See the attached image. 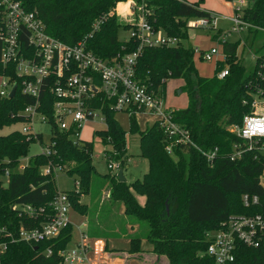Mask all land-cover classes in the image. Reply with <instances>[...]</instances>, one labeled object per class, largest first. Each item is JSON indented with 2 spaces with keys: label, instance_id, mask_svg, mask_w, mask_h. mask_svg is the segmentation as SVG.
<instances>
[{
  "label": "trees",
  "instance_id": "trees-1",
  "mask_svg": "<svg viewBox=\"0 0 264 264\" xmlns=\"http://www.w3.org/2000/svg\"><path fill=\"white\" fill-rule=\"evenodd\" d=\"M18 1L26 10L37 12L50 36L69 45L87 36L95 21L104 19L100 30L87 39V48L100 58L112 57L123 46H126V52L136 48L132 41H119V32L126 31L128 26L110 14L118 3L127 0ZM146 3L154 28L181 42L176 48L144 49L137 60L136 77L154 91L159 87L164 91L162 80L182 79L184 85L180 91L186 94L188 106L174 114V121L190 132L192 141L202 151L217 147L218 157L211 166L190 146L173 147L172 155H169L165 147L170 141L154 123L139 137L141 154L149 162L148 172L141 180L128 185L115 176L97 179L91 142L72 141L67 133L53 131L50 154L32 156L24 169L18 170L20 160L28 156L29 147L35 141L26 140V135L20 131L0 135V174L8 172L7 185L3 186L0 181V228L5 229V233H0V243L7 244L0 264H62L57 253L70 244L71 225L62 230L52 244L45 242L35 246L14 242L10 237V234L16 235L20 225L36 227L52 215L50 205L58 190L54 173L43 174V167L60 166L67 175L78 178L77 190L64 193L68 195L71 209L80 214L87 213L86 204L81 203L80 198L90 194L92 179L99 180V189L109 184L110 198L121 203L124 214L135 219L136 224H146L144 238L152 245L151 253L165 258L168 264H214L205 255L207 233L218 229L231 215L259 211L257 206H243L241 197L245 194L257 196L259 205H264V189L259 182L264 162L254 159L251 154L237 162H231L227 157L232 142L237 141L227 127L240 124L249 110L242 103L246 89L243 82L245 69L236 56L239 43H223L224 61L216 63L213 77H202L194 66V49L183 43L188 39V21L207 17L209 13L200 9L199 3L186 0H148ZM249 3L243 10V20L256 31H264V0H249ZM124 8L122 5L119 9ZM225 66H228L229 75L218 80L216 73ZM45 99H48L47 95H44ZM32 102L20 92L12 99H0V131L23 123L17 114ZM103 110L106 129L95 134L104 145L111 146L113 158L120 161L121 169H124L126 133L115 120V113L107 107ZM130 119L133 123L134 116ZM135 128H130V132L135 133ZM133 191L145 196L144 205L138 204ZM22 205L43 209L44 213L34 222L12 210L13 206ZM130 225L134 226L133 223ZM140 243L139 237H132L129 253H139ZM49 245H52L53 254L46 258L41 252ZM232 264H264V244L258 249L238 245Z\"/></svg>",
  "mask_w": 264,
  "mask_h": 264
},
{
  "label": "built area",
  "instance_id": "built-area-1",
  "mask_svg": "<svg viewBox=\"0 0 264 264\" xmlns=\"http://www.w3.org/2000/svg\"><path fill=\"white\" fill-rule=\"evenodd\" d=\"M147 1L127 0L116 5L110 14L122 18L120 21L128 26L126 31L121 30L128 33V38L120 39V31L118 39L123 43L132 41L136 48L126 52V46H123L112 57L103 59L87 48V39L100 30L104 19L95 21L87 36L69 45L47 33L45 24L35 10H26L18 0H0V99H9L15 87L14 96L20 92L33 100L17 114L24 120L20 132L26 135V140L41 143V134L34 131V125L38 122L48 124L51 134L53 131L63 132L72 141H82L81 131L87 122L98 119L99 123L105 124L106 129L103 108L107 107L110 112H122L129 117L138 113H149L157 117L158 127L170 141L165 147L169 155H172L173 147L190 146L209 165H213L218 157V148L209 151L198 148L190 132L174 121V114L178 110L166 106L161 88L154 91L136 77L137 60L144 49L176 48L181 42L154 28L149 19L151 11L147 8ZM120 4L125 5V8L119 9ZM239 5L228 32L239 34L245 30H255L253 25L243 20V10L247 7L243 0L239 1ZM187 26L191 29L213 30L216 41L221 44L227 42L226 36H229L227 32H218L217 17L213 13L204 18L192 19ZM193 52L194 56L200 55L203 61H224H218V48L206 52L195 48ZM223 57L225 59L224 53ZM228 75V66H225L216 73V78L223 80ZM243 82L246 94L242 103L249 110L240 124L229 126L230 129L227 127L237 138V141L232 142L227 157L231 162H237L251 154L254 159L264 162V55L255 57L254 70L247 76L244 73ZM44 95L48 99L44 100ZM47 110L50 112L47 113ZM50 150L51 143L42 154L48 156ZM113 156V150L109 155L105 154L107 169L116 177L122 169L120 161ZM51 170L55 173L56 170L62 171V167H47L43 174H50ZM5 174L8 176L7 171ZM259 182L264 189V168ZM241 201L245 208L257 206L259 211L255 214L231 215L218 229L207 233L205 255L214 264H232L238 245L258 249L264 244V205H259L260 199L257 196L246 194L241 197ZM50 206L51 216L36 227L20 225L15 236L10 234L11 240L35 246L56 242L62 230L71 225L68 195L58 191ZM12 210L34 222L44 213L43 209L29 205L13 206ZM0 233H5V229L0 228ZM102 249L100 240L90 239L80 233L74 244L59 250L57 255L62 264H109L108 252ZM6 250L7 244L0 243V257ZM52 254V245L41 252L46 258Z\"/></svg>",
  "mask_w": 264,
  "mask_h": 264
},
{
  "label": "rangeland",
  "instance_id": "rangeland-1",
  "mask_svg": "<svg viewBox=\"0 0 264 264\" xmlns=\"http://www.w3.org/2000/svg\"><path fill=\"white\" fill-rule=\"evenodd\" d=\"M186 1L188 3H199L200 9L216 15L218 32H227V34H229V36H226L227 42L239 43L236 51V56L245 69V76L252 72L255 67V57H261L264 55V31L258 29L257 31L252 30L251 32H248L245 30L239 34L228 32L232 28L231 19L235 15V9L240 6V0H232V2H226L225 0ZM243 2L245 4V7L250 4L249 0H243ZM119 8H122L121 4L119 5ZM120 19L122 20V18ZM187 35L188 39L184 41V46L192 47L193 49L197 48L202 52L210 51L212 48H218L220 51V57L218 61L224 60L222 44L216 41V39H213V36L215 35V32L213 30L202 28L191 29L190 27H188ZM119 38L122 40L127 39L128 33L121 31V33L119 34ZM193 61L195 69L200 76L208 78L214 76V69L217 62L215 59L212 62H207L200 59V55H195ZM183 85L184 83L182 79H165L163 96L166 106L178 110L187 108L188 99L186 94H181L182 92L178 94V91ZM114 118L118 122L120 128L126 133V152L124 156V163L125 166L127 164L126 177L127 183L128 185H130L137 180H141L144 174L148 172L149 162L141 154L139 137L140 133L145 132L147 128L151 127L154 123L157 122V117L149 113H138L135 115L133 119L134 122L132 123V119H130L128 115L122 112H117ZM22 128V123H18L16 125L4 128L0 131V135H7L12 131H21ZM130 128H135L137 129V131L135 133H131ZM228 129L230 128L228 127ZM104 130L105 124L99 123L98 119H96V121L94 122H87L83 126L81 131V139L85 142L88 141L93 144L92 164L95 168L96 173L101 176H107L108 174H111L107 169V158L105 157V154L109 155V153L112 152V148L109 145H104L101 142L100 138L94 133V131ZM34 131L41 134V143L35 142L30 145L28 156L20 160L18 170H20L21 167H23L24 169L30 157L46 152L47 148L50 145L51 131L48 124H41L37 122L34 125ZM46 168L47 167H43L42 171H44ZM54 178V183L58 191H75L78 188V178L76 176L71 177L64 171L56 170L54 173ZM0 181L3 183V186H6L7 175L0 174ZM132 193L138 204L141 206L144 205L145 196L135 191H133ZM109 199L110 202L117 203L114 199ZM81 201L82 203H86L85 199ZM103 201H106V199H103ZM102 203V199L100 201H98L97 198L93 199L92 204L89 203L90 205H86V209L88 211L86 214H80L76 211H72L74 213L73 215L76 217V222L79 223L77 225L81 224L80 221L87 220L89 230L94 228L97 229L99 233L108 234L113 228L121 226L124 223L130 221L131 223H133L134 229L133 231H131L128 227V224L124 225L125 229L127 230V234L131 235V238L139 237L141 239V251L139 252V254L130 258V253L128 251L130 248V237H101L100 241L103 244L102 251L107 249L108 255H113L111 257H114L116 259H122L121 257H123L125 261L128 262V264H165V261L163 259L153 257L148 254V252H151L152 250V245L144 238L145 232L147 231L145 223L139 222L140 224H136V220L132 217H127L125 214L121 216L119 214V212L123 214L121 203H119L118 205L119 209H117L116 204H114L113 206L109 204V206H105L109 209V212L108 214L104 215L103 210H101V206H98ZM105 207H102V209ZM81 231H83L84 233L87 231L86 223L84 224V227L79 226V232ZM77 233L78 229L76 228L75 234Z\"/></svg>",
  "mask_w": 264,
  "mask_h": 264
},
{
  "label": "crops",
  "instance_id": "crops-1",
  "mask_svg": "<svg viewBox=\"0 0 264 264\" xmlns=\"http://www.w3.org/2000/svg\"><path fill=\"white\" fill-rule=\"evenodd\" d=\"M232 43V42H231ZM215 67H216V65H215ZM176 110H178V109H176ZM127 115V114H126ZM114 117H115V115H114ZM129 117V116H128ZM135 117V116H134ZM130 118V117H129ZM83 141V140H82ZM88 142V141H87ZM95 169V168H94ZM126 169H127V164H126V166H125V168L124 169H122V172H123V177H124V179H125V183L126 184H128L127 183V177H126ZM95 173H96V171H95ZM118 174V173H117ZM110 177H112V175L111 174H108ZM145 175V174H144ZM106 176V175H105ZM96 177H97V179L98 178H103L104 176H101V175H98L97 173H96ZM96 177L94 178V179H92V184H91V192H90V194H88V195H86V196H83V197H81L82 199L81 200H84L85 199V202L86 203H83V204H88V205H90V204H92V200L93 199H96L97 198V200L98 201H100L101 199H102V204L101 205H98V206H101V210H103V212H104V215H106V214H108V212H109V209L108 208H106L105 206H109V205H111V206H113L114 204H116L117 205V209H119V207H118V205H119V203H114V202H110V192H109V184H106V185H104L103 186V189H99V184H97V183H99V180H97L96 179ZM117 177V176H116ZM118 178V177H117ZM105 179V178H104ZM101 181V180H100ZM97 187H98V189H97ZM102 188V187H101ZM61 192H67V191H61ZM103 199L105 200L106 199V201H103ZM81 203H82V201H81ZM90 203V204H89ZM109 204V205H108ZM102 207H105V208H103L102 209ZM111 209H112V207H111ZM120 209H121V205H120ZM122 209H123V205H122ZM124 210V209H123ZM73 210L71 209V211H70V218H71V227H72V240H71V242H70V244L69 245H72V244H74L78 239H79V234L80 233H84L83 231H81V232H79V226H81V227H84V224L86 223L87 224V231L84 233V234H86L90 239H93V240H101V237H106V236H110V237H130L131 238V235H129V234H127V230L125 229V226L124 225H126V224H128L129 226V228H130V230L131 231H133V229H134V226H132V225H130L131 224V222L130 221H128V222H126V223H124L123 225H121V226H117V227H115V228H113L112 230H111V232L110 233H108V234H102V233H99L98 231H97V229H88V221L87 220H82V221H80V225H77V224H79V223H77L76 222V217L73 215L74 213L72 212ZM88 212V211H87ZM119 214L121 215V216H123L124 215V211H123V214H121L120 212H119ZM128 220V219H127ZM78 229V233L77 234H75V229ZM102 235V236H101ZM106 244V243H105ZM106 247V246H105ZM107 250V249H106ZM137 254H139V253H137ZM137 254H129L130 256H129V258L130 257H133V256H135V255H137ZM148 254L149 255H151V256H153V257H157V256H155L154 254H152L151 252H148ZM110 255V254H109ZM125 255H127V254H125ZM111 256H113V255H110V259H109V261H108V263L109 264H128V262L127 261H125V259L123 258V257H121L122 259H116V258H114V257H111ZM158 258H161V259H163L164 261H165V264H168V262H167V260L165 259V258H163V257H158ZM126 260H129V259H126Z\"/></svg>",
  "mask_w": 264,
  "mask_h": 264
},
{
  "label": "water",
  "instance_id": "water-1",
  "mask_svg": "<svg viewBox=\"0 0 264 264\" xmlns=\"http://www.w3.org/2000/svg\"><path fill=\"white\" fill-rule=\"evenodd\" d=\"M180 92H181V91L179 90V91H178V94H180ZM14 94H15V87H13V89H12L10 95H9V99H12V98L14 97ZM117 177H118V180H119L120 182H125V179H124V177H123V172H122V170H119V171H118Z\"/></svg>",
  "mask_w": 264,
  "mask_h": 264
}]
</instances>
